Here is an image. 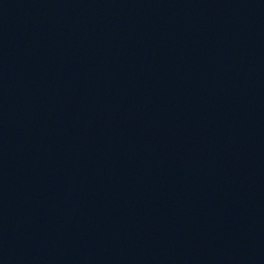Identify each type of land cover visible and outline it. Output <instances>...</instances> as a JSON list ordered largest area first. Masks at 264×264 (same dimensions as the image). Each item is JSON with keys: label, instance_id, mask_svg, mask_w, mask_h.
Masks as SVG:
<instances>
[{"label": "water", "instance_id": "95a60500", "mask_svg": "<svg viewBox=\"0 0 264 264\" xmlns=\"http://www.w3.org/2000/svg\"><path fill=\"white\" fill-rule=\"evenodd\" d=\"M0 264H264V0H0Z\"/></svg>", "mask_w": 264, "mask_h": 264}]
</instances>
